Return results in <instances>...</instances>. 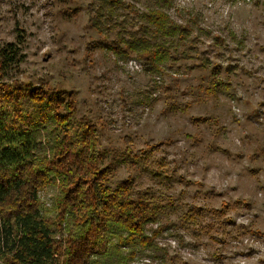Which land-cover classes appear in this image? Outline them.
I'll list each match as a JSON object with an SVG mask.
<instances>
[{"label": "rangeland", "instance_id": "1", "mask_svg": "<svg viewBox=\"0 0 264 264\" xmlns=\"http://www.w3.org/2000/svg\"><path fill=\"white\" fill-rule=\"evenodd\" d=\"M120 1L0 0L2 81L74 92L71 124L95 125L110 186L131 178L155 205L156 238L122 247L125 264H264V0ZM152 10L189 33L163 36ZM141 39L173 57L145 64L128 49ZM55 192L40 193L50 218Z\"/></svg>", "mask_w": 264, "mask_h": 264}, {"label": "trees", "instance_id": "2", "mask_svg": "<svg viewBox=\"0 0 264 264\" xmlns=\"http://www.w3.org/2000/svg\"><path fill=\"white\" fill-rule=\"evenodd\" d=\"M101 1L123 7L120 0ZM140 16L165 37L182 39L189 33L161 10ZM147 44L141 39L128 49H137L138 59L151 67L173 57L163 45ZM112 49L122 53L118 43ZM13 54L10 46L0 60V264H108L114 257L113 264H125L122 247L148 246L156 238L157 230L145 232L155 221V205L133 191L131 178L110 186L113 168L100 165L95 125L85 118L81 129L71 124L74 92H50L44 86L27 90L19 80L2 81ZM130 146L127 139L125 152L133 157V167L143 152L133 153ZM51 188L56 192L50 218L40 193ZM63 223L68 234L56 239ZM134 254L131 250L123 257Z\"/></svg>", "mask_w": 264, "mask_h": 264}]
</instances>
